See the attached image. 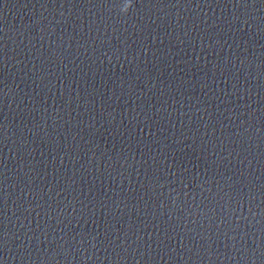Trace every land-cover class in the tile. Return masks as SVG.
Instances as JSON below:
<instances>
[{
  "label": "water",
  "instance_id": "1",
  "mask_svg": "<svg viewBox=\"0 0 264 264\" xmlns=\"http://www.w3.org/2000/svg\"><path fill=\"white\" fill-rule=\"evenodd\" d=\"M0 264H264V0H0Z\"/></svg>",
  "mask_w": 264,
  "mask_h": 264
},
{
  "label": "clouds",
  "instance_id": "2",
  "mask_svg": "<svg viewBox=\"0 0 264 264\" xmlns=\"http://www.w3.org/2000/svg\"><path fill=\"white\" fill-rule=\"evenodd\" d=\"M130 6H131L130 3H127V2L124 3V5L120 9V12L122 14H126Z\"/></svg>",
  "mask_w": 264,
  "mask_h": 264
}]
</instances>
